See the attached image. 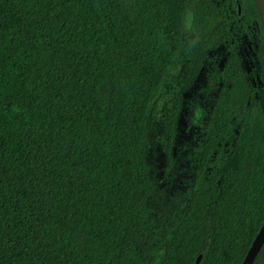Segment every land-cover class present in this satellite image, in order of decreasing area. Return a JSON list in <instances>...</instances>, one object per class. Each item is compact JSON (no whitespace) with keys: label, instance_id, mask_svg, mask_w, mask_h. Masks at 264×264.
I'll return each instance as SVG.
<instances>
[{"label":"trees","instance_id":"obj_1","mask_svg":"<svg viewBox=\"0 0 264 264\" xmlns=\"http://www.w3.org/2000/svg\"><path fill=\"white\" fill-rule=\"evenodd\" d=\"M195 86L193 181L156 210V114L167 168ZM263 222L256 0H0V264H241Z\"/></svg>","mask_w":264,"mask_h":264},{"label":"rangeland","instance_id":"obj_2","mask_svg":"<svg viewBox=\"0 0 264 264\" xmlns=\"http://www.w3.org/2000/svg\"><path fill=\"white\" fill-rule=\"evenodd\" d=\"M260 10L264 9V0H257ZM262 3V4H261ZM248 58V64L253 67L254 64H259L257 56L258 48L256 40L253 38L251 50H244ZM205 83L201 79L199 86ZM262 86V83H261ZM195 86L189 90L185 89L180 93L178 90H173L170 95L176 94L181 100V109L176 121V135L174 138L171 150L168 151L170 160L169 166L166 168V152L164 150L161 135L163 127L160 126L158 112L154 124L157 141L153 146L148 157L150 168L154 174L158 186L155 194L151 198L149 204L156 210L172 209L177 211L181 209L186 200V192L193 181V162L191 155V145L193 141L194 131L191 123L193 100L194 97L199 100L204 96V93ZM168 99L161 109H169Z\"/></svg>","mask_w":264,"mask_h":264},{"label":"water","instance_id":"obj_3","mask_svg":"<svg viewBox=\"0 0 264 264\" xmlns=\"http://www.w3.org/2000/svg\"><path fill=\"white\" fill-rule=\"evenodd\" d=\"M256 3H257L258 10H259V16H260L262 28L264 31V11L260 10L257 0H256ZM263 243H264V222L261 225L256 236L254 237V239H253L250 247L248 248L246 255H245L241 264H253V261H254L256 255L258 254V252L260 251ZM200 258H201V255H199L197 257L196 264L199 263Z\"/></svg>","mask_w":264,"mask_h":264},{"label":"bare ground","instance_id":"obj_4","mask_svg":"<svg viewBox=\"0 0 264 264\" xmlns=\"http://www.w3.org/2000/svg\"><path fill=\"white\" fill-rule=\"evenodd\" d=\"M260 1V0H259ZM262 4V3H261ZM263 11H264V9H263Z\"/></svg>","mask_w":264,"mask_h":264}]
</instances>
